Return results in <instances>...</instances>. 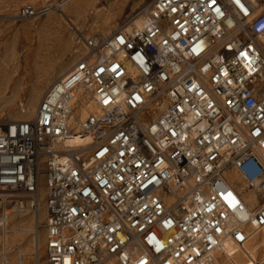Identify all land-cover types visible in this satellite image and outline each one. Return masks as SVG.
Listing matches in <instances>:
<instances>
[{"label": "built area", "instance_id": "2783aa9c", "mask_svg": "<svg viewBox=\"0 0 264 264\" xmlns=\"http://www.w3.org/2000/svg\"><path fill=\"white\" fill-rule=\"evenodd\" d=\"M144 15L88 41L33 119L0 122V200L31 212L44 184L45 264H214L264 229L228 179L264 199V0Z\"/></svg>", "mask_w": 264, "mask_h": 264}, {"label": "rangeland", "instance_id": "374dc122", "mask_svg": "<svg viewBox=\"0 0 264 264\" xmlns=\"http://www.w3.org/2000/svg\"><path fill=\"white\" fill-rule=\"evenodd\" d=\"M154 1L100 0L94 8L87 10L86 6H83L79 12L75 6L72 7V1L69 0H0V70L6 71L5 84L9 87L4 100L6 102L0 100L3 103L0 102V122L25 120L29 95L36 87L50 79V85L47 84L43 89L42 100L51 85L58 80L60 67L65 64L71 67L86 54L88 41L97 40L103 43L123 25L134 21ZM27 6L38 10L46 8L49 12L43 16L24 18L21 11ZM104 31H107V37L103 35ZM44 57L51 60L40 65ZM8 97L10 101L6 100ZM228 179L237 189H241V194L250 196L247 187L236 174L230 173ZM41 187L45 199L44 184ZM44 199L40 208L31 212L22 211L16 203V198L0 200V219L5 213L9 214V218H13L7 235L16 245L13 249L15 254L18 249L23 248L24 264H45ZM263 200V197L258 196L256 202L251 201L248 205L256 208ZM34 216H37V220L35 225L33 224L34 231H31L30 224L32 225ZM17 229L21 231L16 232ZM2 233L0 230L1 253L4 236ZM15 238L19 241H15Z\"/></svg>", "mask_w": 264, "mask_h": 264}, {"label": "bare ground", "instance_id": "6f19581e", "mask_svg": "<svg viewBox=\"0 0 264 264\" xmlns=\"http://www.w3.org/2000/svg\"><path fill=\"white\" fill-rule=\"evenodd\" d=\"M72 1V7L75 6L77 8V10L80 12V10L82 9L83 6H86V9H90V8H94L96 6V4L98 2H100V0H69ZM150 7V6H149ZM145 8L138 16L137 18L134 20V27H141L144 20H145V11L149 8ZM94 10V9H93ZM87 13V12H86ZM96 13V12H95ZM106 14V13H105ZM59 21V20H58ZM24 27V26H23ZM106 30V29H105ZM108 30V29H107ZM111 31V30H110ZM102 32V30H101ZM19 33V32H18ZM103 35H105V37H107L108 33L107 31L103 32ZM112 35V34H111ZM110 36V34H109ZM108 36V37H109ZM17 39V38H16ZM22 49V48H21ZM73 49V48H72ZM53 54V53H52ZM54 55V54H53ZM10 57V56H9ZM51 60V58L48 57H44L43 60L40 61V65H44L46 61ZM35 62V61H34ZM74 62V61H73ZM35 64V63H34ZM39 64V62H37V65ZM11 65V63H10ZM55 66V65H54ZM53 67V66H52ZM45 68V67H44ZM48 68V66L46 67ZM71 67H68L67 64L62 65L60 67V69L58 70V80L64 78L65 76H67V74L69 73V71L71 70ZM2 69V68H1ZM8 70V69H7ZM56 70V69H55ZM54 72V71H53ZM56 72V71H55ZM34 74V73H33ZM43 74V73H42ZM6 71L3 70L1 72L0 70V100H5L6 98V91L7 88H9L5 83H6ZM50 76V75H49ZM37 77V76H36ZM35 77V78H36ZM41 80V79H39ZM55 80V79H54ZM37 81V80H36ZM35 82V81H34ZM50 79H47L46 81H44V83L42 85H40L39 87H36V89H34L30 95H29V100H28V108L25 111V116L24 119L25 120H30L33 119L36 115L38 106L41 102V96L43 93V89H45L44 87L49 84ZM53 82V81H52ZM51 83V82H50ZM35 85V84H34ZM50 85V84H49ZM33 88V87H32ZM47 89V88H46ZM8 94V93H7ZM15 96V95H14ZM16 97V96H15ZM14 98V97H13ZM28 98V97H27ZM12 99V98H11ZM16 99V98H14ZM13 99V100H14ZM19 99V98H18ZM9 100V97L8 99ZM8 101V102H9ZM15 101V100H14ZM13 101V102H14ZM1 102V101H0ZM6 102V101H4ZM2 103V102H1ZM10 103V102H9ZM12 103V100H11ZM3 104V103H2ZM6 104V103H5ZM8 104V103H7ZM25 107V106H24ZM26 108V107H25ZM164 108V107H163ZM86 116V112L83 113L82 117L84 118ZM89 139H74L68 142V145L71 146H75L76 144L80 143V142H88ZM237 178L239 180H242L237 174H236ZM243 181V180H242ZM244 183V182H243ZM244 186L246 187V184L244 183ZM234 188L241 194V189H237L235 186ZM248 194L250 196H247L246 194H241L242 195V199L246 204H249V202L251 201H257V197L258 195L252 191V190H248ZM44 199V192L42 190H40V201H39V205L38 208H40V206L42 205V200ZM249 208H253L252 206H249ZM38 210V209H37ZM42 211V210H41ZM7 212V211H6ZM33 213V212H32ZM13 214V213H12ZM28 214V213H27ZM42 215V214H41ZM45 215V214H44ZM9 214L5 213L3 215V217L0 219V230L3 231L4 236H3V251L0 254V264H24V252H23V248L22 249H18V251L16 252V254L13 252V249L16 247V245L13 243V241H11L8 238V229H9V225L11 223V221L13 220V218H9L8 217ZM31 220V219H29ZM35 220H37V216L33 217V222L32 225L30 224V226L32 227L31 231H34L33 229V224L35 225ZM32 221V220H31ZM22 223V221H21ZM31 223V222H30ZM38 223V221H37ZM18 225V224H17ZM21 225V224H20ZM26 225V224H25ZM19 226V225H18ZM35 227V226H34ZM22 229V228H21ZM20 230V229H19ZM18 229L16 230V232L19 231ZM21 231V230H20ZM2 233V234H3ZM20 238V236H18ZM15 241H19L17 238H15ZM14 241V242H15ZM34 242V241H33ZM21 244V243H20ZM34 244V243H33ZM35 245V244H34ZM17 249V248H16ZM16 251V250H15ZM35 251V250H34ZM30 253V252H29ZM28 253V255H29ZM34 253V252H33ZM31 254V253H30ZM37 254V253H36ZM27 256V255H26ZM36 256V255H35ZM29 258V257H28ZM31 259V258H30ZM33 262V261H32ZM214 264H264V229L258 233H256L252 240L246 244V246L244 247V249L242 250H237L231 243H227L224 247V251L221 253H218Z\"/></svg>", "mask_w": 264, "mask_h": 264}]
</instances>
